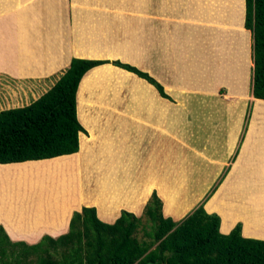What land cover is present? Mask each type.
<instances>
[{"label":"crops","instance_id":"1","mask_svg":"<svg viewBox=\"0 0 264 264\" xmlns=\"http://www.w3.org/2000/svg\"><path fill=\"white\" fill-rule=\"evenodd\" d=\"M243 21L244 0H0V91L12 82L42 85L34 100L71 59L119 61L146 73L168 98L111 64L80 79L74 109L84 133L77 135V152L61 157H73L79 175L105 180L81 198L82 206L112 224L120 203L102 194L106 187L128 190L137 180L140 196L157 191L162 216L177 221L188 210L169 212L170 199L192 190L188 201L197 205L216 180L203 208L218 216V232L227 235L238 223L241 237L264 241L246 218L250 203L239 196L264 192V100L251 96V34ZM226 31L241 32L245 45L224 38ZM162 174L182 180L169 183ZM83 207L72 208L54 235L40 222L39 235L15 239L36 243L43 234H65L70 215ZM248 227L261 236L247 234Z\"/></svg>","mask_w":264,"mask_h":264},{"label":"trees","instance_id":"2","mask_svg":"<svg viewBox=\"0 0 264 264\" xmlns=\"http://www.w3.org/2000/svg\"><path fill=\"white\" fill-rule=\"evenodd\" d=\"M243 28L251 34V96L264 100V0H244ZM103 64L135 74L168 98L159 83L133 66L71 59L48 91L25 105L1 109L0 170L30 174L55 166L53 172L52 168L48 171V179L58 187L17 183L8 188L16 201L9 211L0 213V264H264V241L241 237L238 223L227 235H221L218 216L205 212L203 204L216 186L179 221L162 216L161 200L152 191L144 207L152 227L144 233L148 241L134 237L140 220L131 213L122 211L112 224H106L97 218L95 208L82 206L80 182L66 173L75 159L61 156L76 153L77 135L84 133L74 109L80 79ZM10 162L16 163L6 164ZM80 206L83 208L71 215L67 232L55 239L45 236L32 245L11 241L4 230L33 236L40 233L35 232L38 224L46 222L43 228L54 235L70 212ZM36 255L35 263L30 262L29 257Z\"/></svg>","mask_w":264,"mask_h":264},{"label":"rangeland","instance_id":"3","mask_svg":"<svg viewBox=\"0 0 264 264\" xmlns=\"http://www.w3.org/2000/svg\"><path fill=\"white\" fill-rule=\"evenodd\" d=\"M230 36L235 38V40H237V42L239 44L245 45L244 37H243V34L241 32H238V31H230V32L226 31V32H223V37L224 38L225 37L230 38ZM245 38H247V37L245 36ZM15 83L17 84V82H15ZM13 84H14V82H12L10 84L12 86V89H5V91L4 90L0 91V110L1 109L11 108V107H18V106L24 105L27 102H30V100H32V98H34L36 96V94H39L40 93L39 91L42 90V87H41L42 85L39 88H35V87H37V85H28L27 84V85L21 86V85H18V84L17 85H15V84L13 85ZM37 89H39V90H37ZM53 167L55 168V166H53ZM53 167L52 166H46V168H47L46 171H43L42 169H38L35 172L30 173V174H22V173H20L19 170L9 172L8 170L6 171V170L1 169L0 170V213L2 212V213L5 214L7 211H9L8 209L10 208L12 202L14 203L16 201L15 194L12 195L10 193V191L8 190V188L13 186V185H15V184H17V183H27V184L41 183L45 188H48L50 186L53 187L54 184L52 182L50 184V181L48 179V174L50 172H53ZM51 168H52V170H51ZM48 171H50V172H48ZM56 171H57V169H56ZM66 173L70 174V176H72L73 179H76V183L81 182L80 180H88L89 179L88 180V185H86L85 187L83 185H80L81 186V196L80 197L83 198V199H85L83 197L85 195H87L86 197H91L92 193L90 194V191L92 190V188L95 191V188H97L99 185H101L105 181L103 179V177L100 178V176L92 175V176L84 177L82 175H79L77 172H75V169L73 167H70V169ZM128 176H130V175H128ZM160 176H161V178L163 180H165V181H167L169 183L170 182L174 183L176 181H181L182 180V177L180 178L181 175H179V174H175V175H171V174L170 175H164V174H162ZM177 176L179 178H176ZM124 177H126V175ZM217 178H220V176H217ZM120 179L123 180L124 178L122 176H120ZM129 179H130V177L126 178V181L129 180ZM90 182H92L93 185H91ZM216 182L217 181L215 180L214 184ZM169 183H167V185ZM214 184H213V186H216ZM213 186L210 185L208 187V189L210 187H213ZM56 187H58V186L55 184V187H53V188L55 189ZM140 188H141V186H140L139 182H137V180H135L129 186L128 190H124V191L122 189L116 190L115 188L106 187V191H105L104 194H102L101 197H102L103 200H107L108 198L116 199V201L118 203H120L119 204V207H120L119 208L120 209L119 210V215H120V212L124 211V212L131 213L136 218H139L140 224L138 225V227L136 228V230L134 232V237L136 239H138L139 241H142V240L148 241L149 239H148V237H146L144 235V233L149 232L152 227H151V222L147 219V217L144 216V207H145V204L148 201L152 191L155 192L156 196H158V194L156 193L157 191H155V190L146 191V192H148V195L144 199L142 196H140L141 195L140 192L142 191V190H140ZM208 189L206 191H208ZM130 190L134 191V194H133L132 198H131V194L132 193L130 192ZM204 191L205 190H203L202 197L198 201V204L200 203L201 199L203 198L204 194L206 193V191L205 192ZM72 193H71L72 197L75 196V192H72ZM194 194H195V192H193L192 190L189 191V190H183L182 189V191H178V195L179 196L176 198V200L174 202H172V199H170V201L168 202V205H169L168 206V211L171 212L173 210H179V212H181V211H184V210L187 209L188 211L187 212L185 211L184 216L187 215L194 207H196L198 205V204L197 205L195 204V205L192 206L191 205V201L190 200L188 201V198H191V196H193ZM239 196L245 202L250 203V205L247 206V207L249 209H251L253 214H250V215L246 216V218L249 221L253 222V223H250V225L253 226L254 229L260 230L258 232H260V233H262V235H264V212L260 211V209L257 206V204L252 205V203H254L253 201H257V202H259V204H263V206H264V192H254V193H246V194L240 193ZM181 198H183V200H181ZM124 199H126V200H124ZM223 200H226V199L223 198ZM84 202L85 201L83 200V203ZM229 202L233 203L231 201H229ZM81 203H82V200H81ZM83 203H82V205H83ZM133 204L136 205V209L133 210V212H131V211H129V209L132 208V206L131 207H129V206L133 205ZM184 205H186V206H184ZM263 206H261V207H263ZM162 212H163V210H162ZM246 212L247 211H245V215H246ZM71 215H70L69 218H71ZM167 217L172 218L171 216H167ZM173 217H175V214L173 215ZM255 217L257 219L256 222H255ZM179 220H177V221H179ZM101 222H103V221H101ZM103 223H105V222H103ZM252 231L253 230H250V227H248L247 228V232L246 231L245 232L247 234H250V235H254V234L258 235L256 233H250ZM8 233L10 235V236L9 235L8 236H9L11 241H23V242H25L27 244H32V245L38 243V242L34 243L32 240H29V241H32L33 243L29 242V241L22 240V239H15V237H17V235L12 234L11 232H8ZM37 235H39V234H36V235H33V236H37ZM11 236L14 237V238H12ZM30 236H32V235H30ZM45 236L50 237L48 235L43 234L41 238H43ZM258 236H261V235H258ZM50 238L55 239L56 237H50ZM36 258H37V255L36 256H32L31 258L29 257V261L32 262V263H35Z\"/></svg>","mask_w":264,"mask_h":264}]
</instances>
